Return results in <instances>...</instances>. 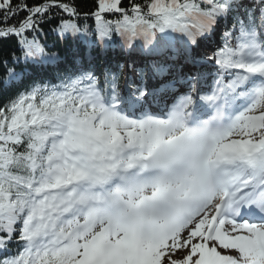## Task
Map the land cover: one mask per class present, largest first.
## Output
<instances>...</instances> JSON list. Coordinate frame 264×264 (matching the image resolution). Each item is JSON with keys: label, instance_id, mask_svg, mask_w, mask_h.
<instances>
[{"label": "snow or ice", "instance_id": "1", "mask_svg": "<svg viewBox=\"0 0 264 264\" xmlns=\"http://www.w3.org/2000/svg\"><path fill=\"white\" fill-rule=\"evenodd\" d=\"M0 264H264V0H0Z\"/></svg>", "mask_w": 264, "mask_h": 264}, {"label": "trees", "instance_id": "2", "mask_svg": "<svg viewBox=\"0 0 264 264\" xmlns=\"http://www.w3.org/2000/svg\"><path fill=\"white\" fill-rule=\"evenodd\" d=\"M77 2L79 3L80 7L83 9V10H87L88 7L91 5L92 3V0H77ZM124 3H125V6H127V3H128V0H124ZM81 22L83 23H87L89 25H93L94 24V21L89 19V20H83V18H81ZM48 27H51L50 25L49 26H45V31H47ZM43 43L47 44L49 46V49L52 51V52H59L61 55L64 54V48H65V45L63 44H58L56 47H52L53 43H54V38H51V37H48V38H44L43 39ZM38 70L37 69L36 71L33 72V75L37 74L38 73ZM61 70H63V68H61ZM41 74V76H43L44 78H50L52 79L55 75V72L53 70H48V71H41L39 72ZM50 73L52 75H50Z\"/></svg>", "mask_w": 264, "mask_h": 264}]
</instances>
